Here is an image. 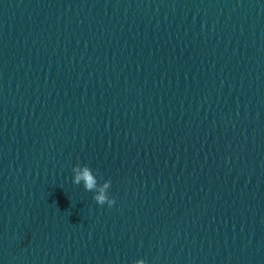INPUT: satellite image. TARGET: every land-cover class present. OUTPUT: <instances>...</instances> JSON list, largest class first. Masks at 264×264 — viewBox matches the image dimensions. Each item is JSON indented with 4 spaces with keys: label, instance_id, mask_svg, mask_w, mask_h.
Masks as SVG:
<instances>
[{
    "label": "water",
    "instance_id": "95a60500",
    "mask_svg": "<svg viewBox=\"0 0 264 264\" xmlns=\"http://www.w3.org/2000/svg\"><path fill=\"white\" fill-rule=\"evenodd\" d=\"M138 259L264 264V0H0V264Z\"/></svg>",
    "mask_w": 264,
    "mask_h": 264
},
{
    "label": "clouds",
    "instance_id": "9594fccd",
    "mask_svg": "<svg viewBox=\"0 0 264 264\" xmlns=\"http://www.w3.org/2000/svg\"><path fill=\"white\" fill-rule=\"evenodd\" d=\"M73 183L79 184L83 182L84 188L86 191L95 190L96 194L94 196V200L97 205H107L108 207H112L115 201L107 195V189L110 187V181H105L102 186H97V181L92 174L91 169L84 167L74 168L73 169ZM135 264H145L143 259H138L135 261Z\"/></svg>",
    "mask_w": 264,
    "mask_h": 264
}]
</instances>
